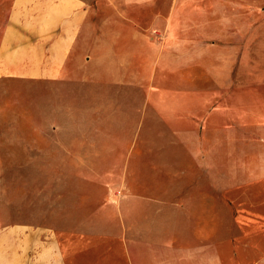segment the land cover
Masks as SVG:
<instances>
[{
  "label": "crops",
  "instance_id": "crops-1",
  "mask_svg": "<svg viewBox=\"0 0 264 264\" xmlns=\"http://www.w3.org/2000/svg\"><path fill=\"white\" fill-rule=\"evenodd\" d=\"M105 2L0 1L2 99L33 84L55 103L0 111L18 129L0 142H23L0 156L41 172L48 126L67 162L44 170L67 174L49 224L42 187L28 209L19 191L0 264H264V0Z\"/></svg>",
  "mask_w": 264,
  "mask_h": 264
},
{
  "label": "rangeland",
  "instance_id": "rangeland-1",
  "mask_svg": "<svg viewBox=\"0 0 264 264\" xmlns=\"http://www.w3.org/2000/svg\"><path fill=\"white\" fill-rule=\"evenodd\" d=\"M89 1L91 5L95 8L96 12L102 11L101 6L106 4L105 0H89ZM3 6L1 10H3L4 8ZM6 16H7V9H4L3 12L0 11V21L5 20ZM54 107H55V103L53 99L51 98V92L45 87L37 88L35 85L33 86V84H28L22 88H19V90L13 91L12 89H10L9 93L4 95V99H2L1 92H0V111H3L1 116L5 114L6 117H9L10 115H12V113H15L17 117L25 116V120H29L31 123H33L34 119L36 120V122L40 121L39 117L41 119L43 117H46V119H49L51 117L50 116L51 110ZM12 128H13L12 125L4 126L0 124V134L2 135L5 133L3 137L14 136V134H16L14 132L18 131V129L16 128L14 132H11ZM24 128H23L24 133L27 134L30 126L25 125ZM45 128H46L45 132H48V133L43 132V135L41 139L39 140V145L42 150V157H41L42 158V162H41L42 171L41 172L32 173L30 171L23 172V170L22 172H18L17 165L28 164L32 162H27V161L25 162L23 157L16 155L17 153H19L16 150L13 151L9 156H0V164L5 165L4 171H2L1 170L2 167H0V209L3 207L9 209V206H10L13 212L10 215L11 221L10 222L0 221V226L7 225L10 223L25 222L23 220L16 219L19 217L18 215L19 191L23 187L26 188L23 194V197L26 198L25 204L22 205L23 208H25L24 206H26L27 209H28V206L32 207L31 202L33 198L32 196L33 182L35 181L38 184V186L42 187L41 188V198L42 200L45 199L44 203H45V206L47 207L46 211L43 212V220L41 223L45 225L50 223V221L46 220L45 219L46 217H44L45 213H48V208L50 206V201L49 199H47L49 198L50 184L51 182H53L55 186H58L59 184H64L67 174L64 172H50V171H44V170L53 168L51 167V165L60 166V165L67 164V162L65 158H59L57 156L52 158L48 156V154L50 153L52 149L51 146L53 145L54 142L47 139L48 137L50 138V136L48 135L50 130H48L49 129L48 126H45ZM19 132L20 133L22 132L21 127L19 128ZM2 144L10 145V147H12V145L14 144L15 147L18 148V146L23 144V142L4 140V142H0V146ZM23 155L28 156L27 154L26 155L23 154ZM7 166H10L11 171L9 172L6 171V169L8 168ZM20 186L21 188H19ZM59 190H57L58 198L53 200V201L56 200L54 203H57V204L64 202V199H62L59 194ZM9 203H11V205H9ZM55 207L56 205H54V208ZM27 222H31V221L27 220Z\"/></svg>",
  "mask_w": 264,
  "mask_h": 264
}]
</instances>
